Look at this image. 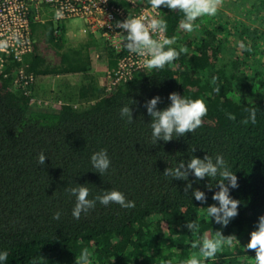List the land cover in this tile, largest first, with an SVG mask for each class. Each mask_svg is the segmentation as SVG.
Listing matches in <instances>:
<instances>
[{"label":"trees","instance_id":"obj_1","mask_svg":"<svg viewBox=\"0 0 264 264\" xmlns=\"http://www.w3.org/2000/svg\"><path fill=\"white\" fill-rule=\"evenodd\" d=\"M112 1L130 6L126 0ZM133 1L151 6L150 0ZM239 1L223 0L217 14L198 18L190 33L179 27L181 12L161 6L166 37H175L166 47L179 51L186 46L188 52L161 70L136 73L110 91L90 74L97 68L99 45L103 49L98 60L105 69L116 65L117 55L104 41L91 37L78 48H67L61 26L52 20L32 24L33 51L25 58L27 70L36 77L31 94L14 84L19 63L9 60L0 69V251L8 252L3 264H75L85 247L93 254L92 264H183L193 253L198 255L192 241L217 230L239 243L225 245L203 264H255V253L245 245L264 215V0ZM81 74L90 78L76 98L55 107L31 101L44 77ZM172 92L202 99L207 115L194 132L153 145L151 118L143 105L159 96L157 108L164 109ZM125 105L130 106L131 123L120 115ZM245 108L257 109L254 125L240 123L248 115ZM101 149L111 162L104 175L90 163ZM41 152L47 158L43 166L37 163ZM206 154L213 160L222 155L238 180V187L229 191L240 201L238 215L226 227L208 218L204 209L218 206L212 195L219 190V177L196 181L190 174L184 181L163 174L182 160ZM188 182L205 193L204 204L191 189L185 194ZM76 184L89 189V199L104 190H119L135 207L97 202L75 219V197L65 189ZM57 211L59 220L53 219ZM188 221L199 224V233L188 231Z\"/></svg>","mask_w":264,"mask_h":264},{"label":"clouds","instance_id":"obj_2","mask_svg":"<svg viewBox=\"0 0 264 264\" xmlns=\"http://www.w3.org/2000/svg\"><path fill=\"white\" fill-rule=\"evenodd\" d=\"M106 2V0H105ZM150 5L153 9H159L161 6L169 10H176L183 14V19L179 22L180 29L186 32H192L198 25L195 24L198 18L215 16L220 7L223 5V0H150ZM57 17L62 13L57 11ZM109 27L113 25L109 24ZM115 27L120 29L124 35L118 40L117 51L120 50L119 45H123L129 52L140 57H144L143 67L148 70H161L166 65L178 59L180 54L187 53L188 48L181 46L179 51L173 47H166L175 43V37L169 39L165 37L167 32V22L164 19L153 18H127L123 21H117ZM118 32V33H120ZM156 34V38H153ZM13 39L16 43H20L19 34H16ZM240 48H244L243 42L237 41ZM7 41H0V50L7 48ZM250 50V49H249ZM216 77L212 78L211 83L216 84ZM214 91H219V87H215ZM168 100L170 104L164 109H158L157 105L161 98L155 96L147 100L143 107L146 109L148 116L151 118L149 126L151 128V137L153 145L157 140L171 141L173 135L182 137L186 133H192L202 126L203 117L207 115L208 109L202 99H190L181 96L176 92L169 93ZM136 103L132 101V104ZM248 113L247 117L240 121L243 125L256 123V108H245ZM122 118H127L128 122L133 121L132 112L129 105H125L120 109ZM229 120H236V116L232 113H226ZM195 148L192 149V152ZM46 156L43 152L38 154L37 163L45 164ZM91 166L99 175H104L110 168V159L106 149H101L94 152L90 157ZM163 174L172 179L187 181L189 175H193L196 181L203 180L205 177L215 179L218 191L212 195V200L218 202L204 208L208 218H211L216 224L221 227H226L229 222L238 215L239 200L233 199L229 191L238 187L236 175L229 169L227 161L222 155H216L215 160L209 155H205L203 159L191 156L185 163L180 161L176 167L165 168ZM206 187L211 190L213 186L209 184ZM192 190V196L195 200L204 204L206 195L199 189L192 188V182H188L184 186V192L187 195L189 190ZM65 191L72 197H75L72 216L79 219L81 213L87 214L90 209H93L97 202L101 205L108 206L115 203L124 209L135 207L134 201L128 200L125 195L116 189L104 190L96 195L94 199H89V189L84 185L76 184L74 187L66 188ZM61 213L59 211L53 214V219L59 220ZM188 231L199 233L200 226L195 221L186 223ZM233 241L238 242L235 236L229 235L225 237L220 230L214 232V235H204L191 243L192 249H198L197 253H193L183 264H203V261L215 259L218 252L222 251L225 245L232 246ZM245 248L255 253V264H264V215L258 217L255 230L249 234L248 243ZM92 252L88 248H83L80 254L75 257V264H92ZM8 252L0 251V264L6 262ZM165 264H168L165 261Z\"/></svg>","mask_w":264,"mask_h":264},{"label":"built area","instance_id":"obj_3","mask_svg":"<svg viewBox=\"0 0 264 264\" xmlns=\"http://www.w3.org/2000/svg\"><path fill=\"white\" fill-rule=\"evenodd\" d=\"M126 1L130 4L128 9L112 0H0V41L8 44L7 48L0 50V69L5 68L9 60L19 63L14 84L25 95H30L36 77L27 70L25 58L33 51L32 24L43 23L53 17L56 27H59L66 20L79 19L86 24L91 35L104 41L117 55L116 65L106 71V90L110 91L146 69L143 67L144 57L125 52L122 44L117 51L118 40L124 34L115 27L116 22L127 18L161 17L160 9L140 7L133 0ZM57 11L62 15L57 17ZM56 33H59L58 28ZM16 34H19L20 43L13 39ZM164 35L166 37V33ZM35 100L31 99L32 102Z\"/></svg>","mask_w":264,"mask_h":264},{"label":"rangeland","instance_id":"obj_4","mask_svg":"<svg viewBox=\"0 0 264 264\" xmlns=\"http://www.w3.org/2000/svg\"><path fill=\"white\" fill-rule=\"evenodd\" d=\"M240 1L238 0L237 3ZM224 5V4H223ZM236 15V14H234ZM63 24L65 25L64 31L66 34L65 36V45L66 47H79V45L83 44L86 40H89L92 36L89 34L88 28L86 24H84L83 21L79 19H72L69 21H64ZM58 27V25H57ZM60 34V32L58 33ZM90 36V37H89ZM102 47L99 45L98 49H96V71L92 72L94 79H97L100 84L103 83L104 77L103 74L105 70V67L103 64L98 60L100 57ZM106 65V62H105ZM87 75V74H86ZM85 75V76H86ZM83 74L77 75V77H69L67 75H62L58 77H52L47 76L41 79V82L39 81L38 87L36 89V100L44 105L54 107V105L60 104L58 100H61L62 103L65 100L63 98V93L69 88L68 82L72 81V78H75V80L78 81H87L90 77H85ZM40 88V89H39ZM58 97V99H57ZM52 100L51 102H47L46 100ZM64 99V100H63ZM58 101V103H56Z\"/></svg>","mask_w":264,"mask_h":264},{"label":"crops","instance_id":"obj_5","mask_svg":"<svg viewBox=\"0 0 264 264\" xmlns=\"http://www.w3.org/2000/svg\"><path fill=\"white\" fill-rule=\"evenodd\" d=\"M52 19H50V20H52L53 22H54V24L56 25V22L54 21V18L53 17H51ZM72 20V19H71ZM47 21H49V20H47ZM66 21H69V20H66ZM82 21V20H81ZM46 22V21H45ZM44 23V22H43ZM85 24V23H84ZM60 26L63 28V31H64V28H65V25L63 24V22H62V24H60ZM59 32H61L60 30H59ZM64 34H66L65 32H64ZM90 34V33H89ZM90 37V36H89ZM92 38L93 39H95V41H97L98 43H101V42H103L100 38H98V37H96V36H94V35H92ZM81 45H79V47H80ZM101 46V45H100ZM76 48H78V47H76ZM98 49V48H97ZM103 49V48H102ZM97 57V56H96ZM106 71L108 70V68H107V66H106V69H105ZM94 72H97V71H94ZM104 73L105 74H103V77H104V80H103V85H105L106 84V72L104 71ZM62 76V75H61ZM67 76H69V77H77L76 75H67ZM58 77V76H57ZM88 81V80H87ZM40 82H41V80H40ZM89 82V81H88ZM69 84H68V89L63 93L64 95H63V98H65V100H71V98L72 99H74V98H76L77 96V91L80 89V86L81 85H83V84H86V81L84 80V81H76L75 80V78H72V81H70V82H68ZM38 84H39V82H37L36 83V86H35V94H36V89H37V87H38ZM105 87H106V85H105ZM40 89V88H39ZM37 95V94H36ZM57 99H58V97H57ZM64 100V99H63ZM47 102L49 101L48 99L46 100ZM52 100H50L49 102H51ZM60 103H62L61 102V100H58ZM58 101L56 102V103H58ZM64 102V101H63ZM56 105H54V107H55Z\"/></svg>","mask_w":264,"mask_h":264}]
</instances>
